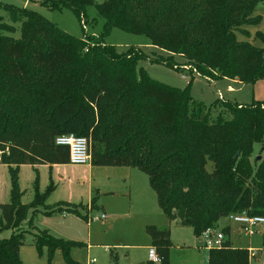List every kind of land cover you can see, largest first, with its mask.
Here are the masks:
<instances>
[{
    "label": "trees",
    "instance_id": "trees-1",
    "mask_svg": "<svg viewBox=\"0 0 264 264\" xmlns=\"http://www.w3.org/2000/svg\"><path fill=\"white\" fill-rule=\"evenodd\" d=\"M264 0H46L51 9H70L80 22L94 5L104 22L98 35L73 36L26 8L0 4L20 38L0 16V145L9 176V200L1 204L2 221L17 228L0 238V264H22L18 250L24 233L18 227L29 207L45 204L53 192L34 182V195L23 204L18 183L21 165L42 159L68 163L66 147L54 144L64 133L90 138L91 164L133 167L145 173L164 215L199 236L234 212L264 216V157L251 163L254 145L264 142V103L220 102L229 117L195 101L189 84L179 89L150 78L138 68L144 54L129 47L121 54L106 45L113 29L145 36L151 45L177 55L187 70L207 80L221 78L255 83L264 79V47L249 38L247 26ZM255 38L264 44V33ZM183 69V68H182ZM208 167L210 168L208 170ZM66 204V203H65ZM64 202L49 208L77 213ZM65 205V206H64ZM92 205V203H91ZM16 230V229H15ZM151 247L170 264L169 231L148 226ZM225 234V232H223ZM37 247L69 250L81 244L34 234ZM264 247V235H263ZM250 252L231 247L209 249L207 264H249ZM141 264H154L150 260Z\"/></svg>",
    "mask_w": 264,
    "mask_h": 264
},
{
    "label": "rangeland",
    "instance_id": "rangeland-1",
    "mask_svg": "<svg viewBox=\"0 0 264 264\" xmlns=\"http://www.w3.org/2000/svg\"><path fill=\"white\" fill-rule=\"evenodd\" d=\"M102 1L95 0V3ZM0 4L36 12L76 37L100 34L104 22L94 5L86 7V16L80 22L70 9H51L46 0H0ZM254 15L260 16L261 20L256 26H247L250 37L237 36L257 47H264L255 38L257 31L264 33V1L257 5ZM0 16L6 24L13 26V32L9 35L20 38V23H12L1 6ZM104 42L112 46L117 54L131 46L139 48L144 58L138 61V68L150 78L172 87L183 89L189 84L191 97L212 107V119L218 114L229 117L228 111L221 107L222 101L251 104L258 100L264 103V79L253 84L227 78L206 80L196 72L190 73L182 57L172 56V61L180 64L181 68L175 69L159 60L171 57L169 53L151 45L143 35L119 29H113ZM4 153H9L6 143L0 145V174L3 173V178L7 170L1 159ZM257 156L264 157L262 142L254 145L251 163L256 161ZM24 165H29L32 170L27 166L19 169L18 183L24 192L21 198L23 204H29L33 199L36 174L40 192L45 190L49 181L54 189L45 204L27 209L26 217L18 227L24 233L18 250L22 264H67L60 248L51 251L46 245L36 246L34 234L38 232H47L55 239L81 244L69 250L68 256L73 264H141L147 261L151 244L148 226L169 231L170 264H207L208 249L203 245V237L194 235L190 227L179 225L164 215L147 175L140 170L125 166L93 165L91 161L86 165L72 166L67 161L65 164H51L35 159L32 164ZM57 165L64 166L57 172ZM58 176L61 179L59 182ZM8 193V182L5 181L2 187L0 180V203L8 202ZM61 202L77 208V213L55 211L45 214L46 210ZM102 215L105 217L101 218ZM212 229L215 233L225 232L224 241L228 240L231 247L253 250L249 264H264V226H259L256 233L247 236L240 230L239 224L224 216ZM13 231H17V228H8L3 223L0 206V238L9 237Z\"/></svg>",
    "mask_w": 264,
    "mask_h": 264
},
{
    "label": "built area",
    "instance_id": "built-area-1",
    "mask_svg": "<svg viewBox=\"0 0 264 264\" xmlns=\"http://www.w3.org/2000/svg\"><path fill=\"white\" fill-rule=\"evenodd\" d=\"M54 144L66 147L68 150V164L81 166L90 163V141L84 136H77L73 133H64L54 138ZM105 216L102 215L101 218ZM228 219L240 225V230L247 236L253 235L258 231L259 226H264V216L248 215L246 212H234L227 215ZM203 245L206 249H219L224 242L222 232L215 233L212 228H208L201 233ZM148 259L153 263H159L160 258L154 247L149 248Z\"/></svg>",
    "mask_w": 264,
    "mask_h": 264
},
{
    "label": "crops",
    "instance_id": "crops-1",
    "mask_svg": "<svg viewBox=\"0 0 264 264\" xmlns=\"http://www.w3.org/2000/svg\"><path fill=\"white\" fill-rule=\"evenodd\" d=\"M180 57V56H179ZM207 80V79H206ZM211 81H214V80H211ZM232 81H238V80H236V79H232ZM24 166H27V168H30L31 170H32V168L29 166V165H21L20 166V168L21 169H23L24 168ZM61 166H64V165H57V166H55V167H58L57 169V172L59 171V168L61 167ZM66 166V165H65ZM3 167V166H2ZM4 169V168H3ZM54 171H56V169L54 170ZM57 172H55L56 174H57ZM5 173H6V175L4 176V178H3V173L2 174H0V180H1V186L2 187H4L5 186V181H6V183L8 182V188H10V185H9V176H8V172H7V170L5 171ZM59 176H62V175H60L59 174ZM59 176H58V179H57V181L59 182L60 180H59ZM63 177V176H62ZM63 179V178H62ZM8 195H9V193H8ZM5 203H7V202H1L0 204H5ZM151 246L149 245V248H150ZM249 250V252H250V255H252L253 254V250H251V249H248ZM148 255H149V251H148ZM149 257V256H148ZM148 260V259H147Z\"/></svg>",
    "mask_w": 264,
    "mask_h": 264
},
{
    "label": "water",
    "instance_id": "water-1",
    "mask_svg": "<svg viewBox=\"0 0 264 264\" xmlns=\"http://www.w3.org/2000/svg\"><path fill=\"white\" fill-rule=\"evenodd\" d=\"M263 149H264V142H263ZM261 159V156H257L256 157V161L260 160Z\"/></svg>",
    "mask_w": 264,
    "mask_h": 264
}]
</instances>
